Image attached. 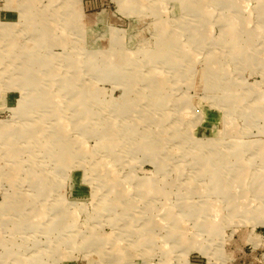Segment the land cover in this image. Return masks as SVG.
<instances>
[{
  "label": "rangeland",
  "instance_id": "1",
  "mask_svg": "<svg viewBox=\"0 0 264 264\" xmlns=\"http://www.w3.org/2000/svg\"><path fill=\"white\" fill-rule=\"evenodd\" d=\"M0 264H264V0H0Z\"/></svg>",
  "mask_w": 264,
  "mask_h": 264
},
{
  "label": "bare ground",
  "instance_id": "2",
  "mask_svg": "<svg viewBox=\"0 0 264 264\" xmlns=\"http://www.w3.org/2000/svg\"><path fill=\"white\" fill-rule=\"evenodd\" d=\"M28 23V22H27ZM106 151V150H105ZM37 212V211H36Z\"/></svg>",
  "mask_w": 264,
  "mask_h": 264
}]
</instances>
